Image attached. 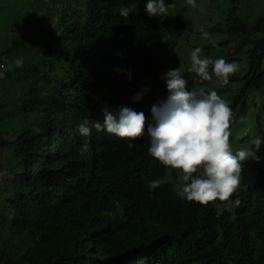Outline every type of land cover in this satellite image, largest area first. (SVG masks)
Listing matches in <instances>:
<instances>
[{
  "label": "trees",
  "instance_id": "16d2710c",
  "mask_svg": "<svg viewBox=\"0 0 264 264\" xmlns=\"http://www.w3.org/2000/svg\"><path fill=\"white\" fill-rule=\"evenodd\" d=\"M181 2L165 0L175 13L170 20L149 17L147 0H0V113L12 144L0 138L12 164L7 171L0 163V264H264L260 153L243 162L240 187L229 200L201 205L177 195L179 170L148 154L147 136L76 131L85 120L102 123L105 108L116 113L128 107L152 122L151 107L169 94L162 77L176 65L171 33L174 23L186 22L175 12L186 11ZM6 7L9 13L2 11ZM121 8L132 9L127 18ZM227 13V33L241 35L230 55L247 48L249 64L244 75L230 77L245 81L229 104L232 145L239 140L240 117L262 119L247 112L255 93L264 95V16L250 22L234 10ZM17 58L24 60L20 68ZM181 75L186 90L196 88L195 73ZM77 171L90 186L86 193L74 188ZM152 180L159 187L150 190ZM114 185L122 190L119 207ZM98 188L104 198L98 200L100 217L66 218L68 200L89 215ZM75 232L87 238L85 250L67 244Z\"/></svg>",
  "mask_w": 264,
  "mask_h": 264
},
{
  "label": "clouds",
  "instance_id": "9594fccd",
  "mask_svg": "<svg viewBox=\"0 0 264 264\" xmlns=\"http://www.w3.org/2000/svg\"><path fill=\"white\" fill-rule=\"evenodd\" d=\"M187 4L195 7V0H187ZM170 5L165 0H147L145 11L149 17H166ZM132 9L121 8L120 15L127 18ZM90 18V17H89ZM204 38L209 33L203 32ZM203 49L194 48L190 52V71L195 73L202 82L212 81L215 77L219 87L228 85L230 77L239 71L236 62H227L224 58L211 59L202 56ZM17 68L24 64L23 58L13 62ZM3 73L0 72V77ZM166 81L168 96L166 101L151 107L152 122L143 112H137L128 107L119 108L116 113L103 109V121L85 120L77 126L76 131L82 136L106 131L120 139L139 140L147 136L148 154L165 167L179 170L180 183L177 195L187 201L201 205L211 202L227 201L239 189L243 162L247 159H259V151L264 138L257 135L249 146L232 148L230 137L234 113L229 102L215 88L187 89V81L181 75L180 69H170L162 77ZM84 86L91 84L83 81ZM137 93L134 99L138 100ZM95 107L96 103L94 102ZM244 117H240L243 123ZM248 130H245L247 134ZM132 147V144L128 145ZM87 150L82 146L81 153ZM80 171L74 176L73 185L77 192L86 193L90 186H85ZM149 189L159 187L158 180L148 184ZM103 191L99 188L90 200L89 215L76 202L68 200L71 206L66 218L72 221H87L100 217L102 207L98 200H103ZM116 205L121 206L122 190L114 185ZM109 201V199H106ZM239 205L240 201H235ZM122 214V209L120 210ZM83 234L72 233L67 244L73 250L82 251L87 248ZM93 239V238H91ZM70 241V242H69ZM96 241V239H95Z\"/></svg>",
  "mask_w": 264,
  "mask_h": 264
},
{
  "label": "rangeland",
  "instance_id": "374dc122",
  "mask_svg": "<svg viewBox=\"0 0 264 264\" xmlns=\"http://www.w3.org/2000/svg\"><path fill=\"white\" fill-rule=\"evenodd\" d=\"M10 1L15 2L16 0ZM184 2L186 3L184 4V9L186 11L183 13L182 9H178L175 12L177 15L181 14V17L186 19V22L178 24L174 23L175 29L173 28V32L171 33V37L175 40L176 46V65L173 69L179 68L181 74L186 71H190V52L194 48L200 47L203 49L202 56L206 55L211 59L222 57L228 62L233 57L237 58L238 61L234 62L239 65V71L235 74H238V76L244 75L249 67L246 55L243 54L246 52L247 48L243 52L235 53L233 56L230 55V51L232 49L229 48L231 46H236V41H239L238 39L241 38V35L230 36L227 33V12L234 10L235 13H240V17L242 19L254 22L257 17L264 16V0H238V2L236 1V5L232 4L230 0H195V7L188 5L187 0H182L181 4ZM2 11L9 13L10 10L6 7V9ZM174 15L175 13H170L169 11L167 13L168 19L170 20ZM2 29L3 25L0 24V32ZM205 31L209 33L208 38H204L203 36V32ZM228 41H232L229 47H227ZM244 83L245 81L229 80L228 85L219 87L215 77H213L212 81L204 82H202L200 78L194 79V85L196 88H215L218 93L229 102V104L232 102L236 91L240 89ZM257 94L258 93H255L254 96L252 95L255 101V106L250 107L247 112V116L251 117L259 112L260 115H262L261 122L258 123L253 120H245V124L239 122V124L235 126L239 140L233 141L232 143L234 151L240 147L249 146L251 141L257 135L261 138L264 136V95L262 96ZM1 119L2 115L0 113V138L1 140L6 141L9 146H12V144L9 143V135L4 131L5 124L1 121ZM245 130H248L247 134H245ZM245 137H249V139L242 142ZM7 147L8 146L2 149L5 150V153L0 150V163L4 164L2 169H6L8 171L10 170L9 168L12 164L10 162L11 156L7 155ZM259 153L264 156V143L261 144L259 151L256 153L258 157ZM0 173H2V171ZM171 175L172 173L170 171L168 178L171 177ZM1 183L2 182H0V184Z\"/></svg>",
  "mask_w": 264,
  "mask_h": 264
}]
</instances>
